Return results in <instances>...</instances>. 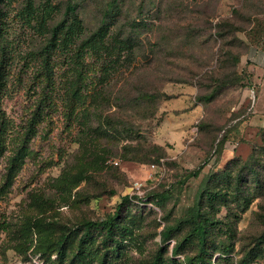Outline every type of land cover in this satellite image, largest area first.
Segmentation results:
<instances>
[{
  "label": "rangeland",
  "instance_id": "1",
  "mask_svg": "<svg viewBox=\"0 0 264 264\" xmlns=\"http://www.w3.org/2000/svg\"><path fill=\"white\" fill-rule=\"evenodd\" d=\"M108 1L35 0L57 8L55 21L77 4L84 37ZM24 5L8 6L0 223L9 230L0 232V264H81L78 225L111 217L125 196L119 216L128 231L116 234L112 251L90 230V264H186L195 253V242L182 243L186 220L198 211L220 221L211 229L212 264H264V103L258 107L262 86L252 72L254 53H264V0H120L107 54L77 56L80 39L48 61L46 38L21 27ZM20 148L23 162L6 184ZM238 178L247 202L235 197ZM213 189L227 204L207 202ZM152 194H162L160 201L138 203ZM73 229L58 247L57 235ZM27 239L30 249L16 253Z\"/></svg>",
  "mask_w": 264,
  "mask_h": 264
},
{
  "label": "trees",
  "instance_id": "2",
  "mask_svg": "<svg viewBox=\"0 0 264 264\" xmlns=\"http://www.w3.org/2000/svg\"><path fill=\"white\" fill-rule=\"evenodd\" d=\"M10 2L11 0H0V97L7 85L8 68L12 53L8 37L11 27L10 13L8 10ZM119 6L120 0H109L102 12L99 26L94 32L90 33L86 37H84L85 28L83 26L82 19L77 11L78 6L75 3H68L63 8L60 19L55 21L54 14L57 12V8L54 5H51L50 3H36L35 0H25V5L21 8L17 16L23 23L21 24L22 28H24V26L31 28L37 37L46 38L45 45L41 52L46 54V60L48 61L52 59L50 57L51 53L66 51L68 48L71 49L72 44L80 39L81 41L76 45L77 56H80L79 53L85 49L92 51L94 54L99 53L101 49H104L107 54L109 52L107 38L111 36L112 40H117L114 33L110 34V31L116 23V17L119 15ZM128 42L130 41H127V39L119 41V43L124 46H126L125 44H128ZM47 61L45 64L46 69L49 67V63H47ZM70 89L71 97H77L79 89L72 87V84L70 85ZM24 154H26L24 149L20 148L15 157L12 158L7 176L9 180L6 184H10L12 175L20 168L23 162L22 156ZM107 160V158L104 160L105 165H107ZM251 167L252 166H250V168ZM252 181L259 189L262 188V185H260V178L256 171H253ZM229 183H231V181H229ZM234 192L237 199L247 202L248 197L247 194H244L243 183L240 178L236 179ZM160 197H162V194H152L146 199H139L138 203L144 204V202L149 199L150 201L157 203L160 201ZM204 197L210 204L215 203V201L227 204V196L220 189L208 190L204 193ZM128 199L129 198L127 196L123 197L122 203L117 206L116 212L111 217L103 221H84L78 225V229L76 231H81L82 233L79 238L76 256L81 264H90L92 261L91 254L93 255V252L90 251L87 245H84V241L90 235V230L101 233L103 237L101 239V243H109L112 251L117 249L119 240L116 237V234L122 236L128 231L127 226L121 222L119 216V213H121L119 209L126 205ZM186 221L189 224V230L184 236L182 243L185 244L192 241L195 242V253L187 256L186 264H212L210 260H208L207 256L211 245V229L213 225L220 221L209 217L200 211H198L195 215H191ZM40 227L41 224L39 223L33 226L36 232V238L42 230ZM8 230V225L0 223V232ZM173 230V225L167 226L162 232L163 240H167ZM74 231L75 229L69 233H59L55 239L56 245L60 247L65 244L69 235L74 233ZM32 244V241L27 239L22 244L14 246L13 250L16 253H20L21 249L28 251ZM179 250L180 246L176 245L173 249V253L176 254ZM230 250V246L225 247V252H229ZM242 264H245V262Z\"/></svg>",
  "mask_w": 264,
  "mask_h": 264
},
{
  "label": "crops",
  "instance_id": "3",
  "mask_svg": "<svg viewBox=\"0 0 264 264\" xmlns=\"http://www.w3.org/2000/svg\"><path fill=\"white\" fill-rule=\"evenodd\" d=\"M254 65L252 66V72L255 73L256 82L262 86V90L260 91V95L258 98V107L260 108L264 103V53L262 52H255L254 53ZM261 77L258 78V77Z\"/></svg>",
  "mask_w": 264,
  "mask_h": 264
},
{
  "label": "built area",
  "instance_id": "4",
  "mask_svg": "<svg viewBox=\"0 0 264 264\" xmlns=\"http://www.w3.org/2000/svg\"><path fill=\"white\" fill-rule=\"evenodd\" d=\"M109 163H111V164H113V165H118V161L115 160V159H111V160L109 161ZM150 168H151V169H155V168H156V165H155V164H151V165H150Z\"/></svg>",
  "mask_w": 264,
  "mask_h": 264
}]
</instances>
